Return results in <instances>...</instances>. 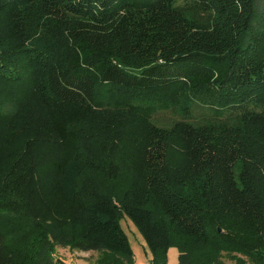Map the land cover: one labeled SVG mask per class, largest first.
<instances>
[{
    "label": "trees",
    "instance_id": "16d2710c",
    "mask_svg": "<svg viewBox=\"0 0 264 264\" xmlns=\"http://www.w3.org/2000/svg\"><path fill=\"white\" fill-rule=\"evenodd\" d=\"M94 163L137 194L79 203ZM123 217L152 264H264V0H0V264H133Z\"/></svg>",
    "mask_w": 264,
    "mask_h": 264
},
{
    "label": "rangeland",
    "instance_id": "374dc122",
    "mask_svg": "<svg viewBox=\"0 0 264 264\" xmlns=\"http://www.w3.org/2000/svg\"><path fill=\"white\" fill-rule=\"evenodd\" d=\"M23 118L26 119L22 122V126L19 130V137L22 139L25 135H30L32 132H37L31 136L33 139L36 135L45 136L49 132L47 122L42 112L38 109V106H32L26 108L23 113ZM181 116L179 114L173 113L171 111L162 112L155 116V124L163 129L170 130L173 125L180 120ZM22 136V137H21ZM86 146L89 149L87 154V159L98 162V156L95 153L96 142L94 140L89 141ZM97 163L90 165L89 169L83 174L79 183V197L78 202L81 203L87 199L91 192H96L94 194L106 197H113L114 199H119L120 196L125 194L128 190H134V194L138 189L133 186L132 182L126 179L119 171L112 169L110 173L106 174L103 171H98L96 166ZM130 188V189H129ZM93 194V195H94ZM48 203L52 207L57 208V210H64L67 208L65 202L59 193L51 194ZM48 210L44 209V214H47ZM121 226L125 231L130 245L133 249L135 259L133 264H152L153 256L148 249L143 237L136 228V226L127 217H123L121 220ZM21 253V252H20ZM20 255V254H19ZM54 256L58 260V264H104L110 258L107 255L98 254L95 252H78L72 251L67 248H56L54 251ZM168 264H179V251L176 247H172L167 252ZM245 260L244 264H253L250 260L241 257ZM24 256L20 255V260L18 264H25ZM223 264H237V261L232 255L224 254L221 259Z\"/></svg>",
    "mask_w": 264,
    "mask_h": 264
}]
</instances>
